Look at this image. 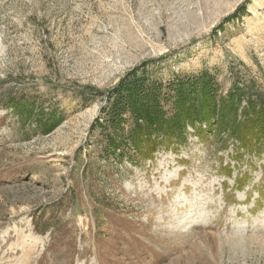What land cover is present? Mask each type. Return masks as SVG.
<instances>
[{
	"label": "rangeland",
	"instance_id": "obj_1",
	"mask_svg": "<svg viewBox=\"0 0 264 264\" xmlns=\"http://www.w3.org/2000/svg\"><path fill=\"white\" fill-rule=\"evenodd\" d=\"M144 64L164 86L213 76L217 107L237 81L242 122L264 0H0V264H264V133L204 121L208 92L184 126L163 102L179 134L150 157L103 152V93Z\"/></svg>",
	"mask_w": 264,
	"mask_h": 264
},
{
	"label": "trees",
	"instance_id": "obj_2",
	"mask_svg": "<svg viewBox=\"0 0 264 264\" xmlns=\"http://www.w3.org/2000/svg\"><path fill=\"white\" fill-rule=\"evenodd\" d=\"M145 62L149 63V61ZM138 67L140 69H137ZM138 67L124 76L111 90L103 93L108 100H112L103 117H100V120L104 118L102 127L106 131L107 142H104L103 147L105 155L110 156L114 149L113 152L119 150V155L125 158L126 151L120 147V141L125 142V137H128L133 150L139 156L142 158L150 157L157 150V142L169 144L167 138L172 140L174 136L179 134L176 132L178 124L173 123L165 116L163 102L168 103L170 101L175 104L177 118L183 114L186 115L185 122L183 121L184 126L186 122L190 121L189 118L192 117L193 112V109L184 107L185 101H194L195 98L200 100L198 96L201 91L208 92V99L210 100H206L210 105H206L209 114L204 117V121L212 122L218 117L216 124H218L219 130L222 131L229 127L233 135L241 141H248L250 139L248 136L258 134V131L264 133V101H261L263 95L256 97L259 100L257 104L254 100L249 101V103H255V107L249 105V108L253 110L252 116L250 117L246 111L248 117L244 118L242 122L239 121V103L242 94H245L246 91L244 92L242 91L244 88L238 87L237 81H234L230 87L228 100L231 104L228 103V100H224L221 106L217 107L213 96L216 79L213 76L201 74L193 76L192 79L188 76L187 78L176 77L177 79L164 86L159 81L150 80L151 77L146 64ZM185 93V96L189 97L184 98ZM191 94L193 95L191 96ZM215 106L218 108L217 110H214ZM129 118L134 120V123L131 128H128L126 135L125 123ZM99 122L97 119L95 124ZM55 125L47 127L45 131L50 132Z\"/></svg>",
	"mask_w": 264,
	"mask_h": 264
},
{
	"label": "bare ground",
	"instance_id": "obj_3",
	"mask_svg": "<svg viewBox=\"0 0 264 264\" xmlns=\"http://www.w3.org/2000/svg\"><path fill=\"white\" fill-rule=\"evenodd\" d=\"M201 217V216H200ZM187 223V222H186ZM192 224V223H191ZM194 225V224H193ZM24 248V247H23ZM143 251V250H142Z\"/></svg>",
	"mask_w": 264,
	"mask_h": 264
}]
</instances>
